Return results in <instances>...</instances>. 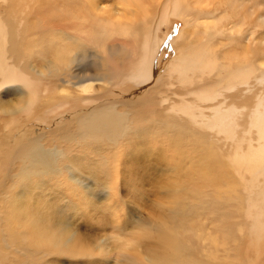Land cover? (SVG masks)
I'll list each match as a JSON object with an SVG mask.
<instances>
[{
  "label": "rangeland",
  "instance_id": "rangeland-1",
  "mask_svg": "<svg viewBox=\"0 0 264 264\" xmlns=\"http://www.w3.org/2000/svg\"><path fill=\"white\" fill-rule=\"evenodd\" d=\"M0 1V17L8 30V59L43 87L49 86L32 112L17 118L24 117L20 130H13L9 138L1 135L0 264H170L160 252L165 235L181 243L188 264H264V168L257 171L261 156H253L264 144L257 124L264 105V76H253L248 90L226 92L218 86L217 73L223 67L218 64L212 77L204 74V85L214 86L210 99H197L189 83H180L171 68L166 72L181 53L171 39L190 28L170 15L150 32L162 39L156 62L162 79L155 76L144 82L147 86L130 79L109 85L102 81L114 100L144 106L154 99L153 113L141 120L130 112L111 144L98 143L89 135L80 139L76 125V135L68 131L75 130L79 108L74 109V104L83 102L77 96L79 82L84 72L99 73L110 50L122 49V43L129 41L127 45L133 44L131 37L110 36L106 47L86 43L67 14L70 7L75 9L76 0ZM220 1L215 0L222 7L215 11L217 17L225 9L231 13V3ZM234 1L249 4L252 11L261 8L257 0H232V5ZM104 2L113 6L120 0ZM260 2L264 14V0ZM218 27L212 29L209 46L224 63L235 56L224 55L228 40ZM256 28L264 32V24ZM200 45L203 49L206 45L202 30L192 38L189 53L198 52ZM62 49L67 54L61 59ZM256 55L252 61L259 72L264 56ZM13 85L0 89V116H9L20 99L21 88ZM6 100L11 101L9 107L2 103ZM102 102L96 99L92 106ZM60 103L72 107L58 117L50 112L42 118ZM186 105L199 123L178 111ZM217 115L227 118L225 126L212 124ZM0 124V134L10 132L4 122ZM38 134L44 150L64 149L67 157L75 159H57L59 172L33 171L31 177L25 176L23 166L29 161L17 159L15 150L20 140ZM22 231H27L26 240Z\"/></svg>",
  "mask_w": 264,
  "mask_h": 264
},
{
  "label": "bare ground",
  "instance_id": "bare-ground-1",
  "mask_svg": "<svg viewBox=\"0 0 264 264\" xmlns=\"http://www.w3.org/2000/svg\"><path fill=\"white\" fill-rule=\"evenodd\" d=\"M76 2L75 9L70 7L67 14L69 15V19H71L70 21H74V29L78 37L80 36L86 43L87 41L93 44L94 42H100L102 46L106 47L107 39L110 36H120L125 39L131 37L133 42L131 45H127L131 43L130 41L122 43V49L110 50V57L106 54L102 59L99 73H93L95 75L89 76V73V75H86L87 73L84 72L83 80L79 82L77 96L87 104L79 100L73 106L74 109L79 108L75 110L77 119L74 121V127L76 125L81 130L78 134L80 139L81 136L89 135L98 143L103 142L104 144L106 142L111 144L113 137L119 133L129 119L130 112H136L138 118L141 120H144L148 116L147 114L153 113L152 104L154 103V99L152 103L145 102L144 106H136V104H131L126 100H114L110 96L111 89H107L106 86L102 85V81L107 82L109 85V83H112L116 79H130L142 84V82L144 83L148 80L155 79V76L156 78L162 79V75H158L160 68L156 63L157 54L161 49L162 39L152 36L150 32L152 26L155 25V28L156 26L158 27L162 19L170 15L183 19L185 25L187 27L190 26V28L188 30H182L176 37L171 39L172 43L181 49V53L174 57L167 67L166 72L170 71L169 69L171 68L179 75L180 83H189L191 85L189 90L197 99H210L208 93L214 86L210 87L208 86L209 84L204 85L206 79L204 74L212 77L218 64L223 66L217 73L218 86L226 92H233L240 88L241 90H248L249 81L253 76L254 78L264 76V62L261 63L262 67L258 70L259 72H255L254 62L252 61L253 56L256 54L264 56L261 54L264 47V32H258V28H256L264 24L263 4L260 0L256 1L259 3V7L261 5L260 10L254 9L253 11L250 10L251 7L249 4H243L241 2V4L237 3L235 5L236 2L234 1L232 5V0H221L219 3L222 2L225 5L228 2L229 4L231 3L230 5L228 4L231 7V13H227L228 10L225 9V14H222L221 17H217L215 13L216 10L222 11V7L218 3L216 4L215 0H120L119 6H109L104 0H76ZM64 3L67 4L66 2ZM35 9H37V5ZM201 17H204V19H201ZM217 25H219L217 32L228 40V48L224 55L227 57V53L232 52L233 56H235V58H231L226 62L223 61L224 63L221 62L216 50H212L209 46V40L213 36L212 29ZM201 30L204 32L206 45L204 49L200 45L199 51L191 54L189 50L191 49L192 38L196 34H201ZM116 39L113 38L114 41ZM8 43L7 26L0 17V89L6 85L19 84L21 91L18 92L22 93L20 96L21 100L18 99V102L11 106L14 109L12 110L13 112L9 113V116L6 114L5 116H0V122H4L3 126L10 129L8 133H5L3 130L0 134V139L3 137L1 136L2 134L5 136L8 135L7 137L9 138V134L13 130H20L22 126L21 122H24L21 120L24 117L22 116L21 119L17 118L20 115L32 112L31 110L36 105V102L42 98V94L49 87L47 84L46 86L48 87H43L45 84L41 85L38 81L33 80L21 69L20 65L17 66L8 59ZM105 47L102 49H105ZM58 53L61 59L62 56H66L67 54L65 49L59 50ZM262 58L264 61V57ZM96 63L98 62L96 61ZM69 71L71 72V70ZM197 79H199L200 83L197 82ZM97 81H101L98 83L100 85L96 84ZM144 85L147 86L145 83ZM185 86H188V84ZM99 93H102V95H99ZM96 99L99 102H104L100 105L92 106ZM261 101H259V104H262ZM2 103L9 107L11 101L6 100L2 101ZM68 103L65 105L61 103L59 106L56 105L48 112H45L42 118H48L45 114L50 112H54L55 116L58 117V114L62 110L72 107ZM88 105H91L89 110H87ZM119 107L124 110H119ZM183 107L178 108V111L188 115L193 122L199 123L194 111L190 110L192 107L190 105ZM84 109L85 112H83ZM8 110L11 111L10 109ZM30 116L38 120L36 113H32ZM5 117L6 121H3ZM13 123L16 124L13 126L11 125ZM225 123H227V118L217 115L216 122L212 124L222 127L225 126ZM257 124L260 137L264 140V105L263 111L257 119ZM1 129L2 127L0 131ZM68 131L71 136H74L76 135L77 129L75 127L74 131L71 132L69 129ZM28 138L26 141L20 140L15 150L17 159L24 160L25 164L29 161L28 166H23V170L26 168L24 174L28 172L25 176H30L33 171H42V173L49 171V174L50 172H59L62 168H59L60 162L57 163V159L68 158L69 161L75 159L74 156L70 158L63 153V151L65 152L63 146L66 145L61 146L63 151L59 149L44 150V145L40 142V134L36 136L29 135ZM253 156H261V159L256 163L257 171L260 167L264 168V144ZM57 169L59 171H56ZM17 209L21 212V209H23L22 204L18 205ZM26 232H21L24 240L27 239ZM165 236L161 240L162 247L160 249V252L164 253L159 256L162 255V259L170 261V264H176L177 261H179L177 264H188L190 259L187 258L183 251V246L176 240L177 238L174 239L170 235Z\"/></svg>",
  "mask_w": 264,
  "mask_h": 264
}]
</instances>
